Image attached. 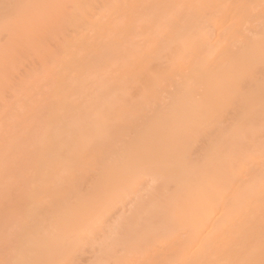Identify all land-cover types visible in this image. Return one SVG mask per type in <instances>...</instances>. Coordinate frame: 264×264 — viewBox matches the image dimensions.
I'll list each match as a JSON object with an SVG mask.
<instances>
[{"label":"bare ground","instance_id":"1","mask_svg":"<svg viewBox=\"0 0 264 264\" xmlns=\"http://www.w3.org/2000/svg\"><path fill=\"white\" fill-rule=\"evenodd\" d=\"M0 264H264V0H0Z\"/></svg>","mask_w":264,"mask_h":264}]
</instances>
